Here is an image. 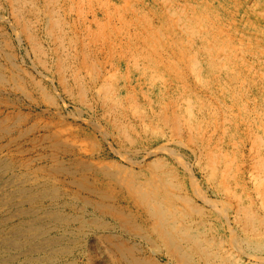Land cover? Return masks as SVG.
Wrapping results in <instances>:
<instances>
[{
    "label": "rangeland",
    "instance_id": "374dc122",
    "mask_svg": "<svg viewBox=\"0 0 264 264\" xmlns=\"http://www.w3.org/2000/svg\"><path fill=\"white\" fill-rule=\"evenodd\" d=\"M262 258L264 0H0V264Z\"/></svg>",
    "mask_w": 264,
    "mask_h": 264
},
{
    "label": "bare ground",
    "instance_id": "6f19581e",
    "mask_svg": "<svg viewBox=\"0 0 264 264\" xmlns=\"http://www.w3.org/2000/svg\"><path fill=\"white\" fill-rule=\"evenodd\" d=\"M24 1V0H23ZM26 1V0H25ZM27 3V2H26ZM110 4V3H109ZM110 7V6H109ZM131 10V9H130ZM103 11V10H102ZM107 11V10H106ZM30 12V11H29ZM107 13H109V12H107ZM106 13V14H107ZM111 13V12H110ZM106 14H105V16H106ZM129 21V20H128ZM98 24H100V23H98ZM57 25V24H56ZM59 39V38H58ZM59 44V43H58ZM60 46H61V44H59ZM62 64V63H61ZM196 64V63H195ZM63 65V64H62ZM200 81V80H199ZM188 109H189V106H188ZM188 109H187V112H188ZM250 110V109H249ZM189 113V112H188ZM190 115H191V113H190ZM220 118V117H219ZM191 127V126H190ZM221 130V129H220ZM254 139V138H253ZM253 144H255L254 142H253ZM260 148V147H259ZM257 159H259V157L257 158ZM259 161V160H258ZM259 169V168H258ZM260 171V170H259ZM259 176V175H258ZM263 181V180H262ZM261 184V183H260ZM226 187V186H225ZM228 188L227 189H230L229 188V186H227ZM224 190V189H223ZM43 191V190H42ZM226 191V190H225ZM230 191V190H229ZM7 192V191H6ZM51 192H52V190H51ZM22 193H23V191H22ZM39 193H40V191H39ZM48 193V192H47ZM59 193V192H58ZM230 193H232L231 191H230ZM12 194V193H11ZM42 194V193H41ZM43 194H45V192L43 193ZM50 195H51V193H49ZM227 194V193H226ZM4 195V194H3ZM48 195V194H47ZM46 195V196H47ZM55 195V194H54ZM5 196V195H4ZM17 197V196H16ZM48 197V196H47ZM55 197H57V196H55ZM238 197V196H237ZM15 198V197H14ZM13 198V199H14ZM38 198V197H37ZM52 198V197H51ZM76 198V197H75ZM77 199V198H76ZM4 200V199H3ZM87 200V199H86ZM7 201H9V198H8V200ZM86 202H88V201H86ZM10 203V202H9ZM89 203V202H88ZM2 204H4V203H2ZM6 204V203H5ZM15 205V204H14ZM63 205V204H62ZM8 206V205H7ZM13 206V205H12ZM92 206V205H91ZM3 207V206H2ZM5 208V207H4ZM52 211V210H51ZM81 211V210H80ZM19 212V211H18ZM20 212H22V211H20ZM36 212V211H35ZM6 213V212H5ZM57 213H58V211H57ZM82 213H85V212H82ZM48 214V213H47ZM87 214V213H86ZM28 215V214H27ZM46 215V214H45ZM53 215V214H52ZM69 215V214H68ZM60 216H62V215H60ZM83 216V215H82ZM55 217V216H54ZM57 217H59V216H57ZM56 217V218H57ZM63 217V216H62ZM61 217V218H62ZM80 217V216H79ZM56 218H54V219H56ZM64 218V217H63ZM60 219V218H59ZM59 219L57 218V221H59ZM60 220H62V219H60ZM65 220H68V219H65ZM71 220V219H70ZM85 220V219H84ZM4 221V220H3ZM56 221V220H55ZM73 221V220H72ZM89 222V221H88ZM91 222V221H90ZM97 222V221H96ZM60 223H61V221H60ZM65 223V222H64ZM69 223V222H68ZM92 223H95V222H92ZM90 224V223H89ZM82 225V224H81ZM87 225V224H86ZM14 226V225H13ZM37 226H39V225H37ZM84 226V225H83ZM83 226H82V228H83ZM97 226H99V224L97 225ZM90 227V226H89ZM26 228H28V227H26ZM86 228V227H85ZM11 229V228H10ZM30 229V228H29ZM35 229V228H34ZM78 229V228H77ZM80 229V228H79ZM89 230V229H88ZM48 231V230H47ZM19 232V231H18ZM68 233H70L69 231H67ZM15 233V232H14ZM14 233H12V234H14ZM40 233V232H39ZM47 233V232H46ZM46 233H43V234H46ZM41 234V233H40ZM40 234H39V236H40ZM71 234V233H70ZM42 235V234H41ZM64 236V235H63ZM84 236V235H83ZM15 237V236H14ZM33 237V236H32ZM44 239V238H43ZM43 239H40V240H43ZM47 239V238H46ZM48 239H50V241L48 240V242H47V245L49 244V242H51V243H54L55 244V242H57L56 241V239H52V238H48ZM69 239V238H68ZM51 240H54V242L53 241H51ZM44 241V240H43ZM46 243V242H45ZM50 243V244H51ZM9 244V243H8ZM49 244V245H50ZM51 245H53V244H51ZM50 245V246H51ZM11 247V246H10ZM14 248V247H13ZM22 248H23V246H22ZM35 248V247H34ZM41 248V247H40ZM53 248V247H52ZM51 248V249H52ZM6 249V248H5ZM31 249V248H30ZM36 249V248H35ZM7 251V250H6ZM9 251V250H8ZM61 251H63L62 249H61ZM69 251V250H68ZM71 251V250H70ZM64 252H66V251H64ZM125 252H126V250H125ZM241 253V252H240ZM51 254H53V253H51ZM56 253H54V255H55ZM70 254V253H69ZM122 254H124V253H122ZM47 256V255H46ZM60 256V255H59ZM55 257V256H54ZM54 257H53V259H54ZM31 258V257H30ZM52 258V257H51ZM51 258H49V262L51 261ZM9 259V258H8ZM15 259V258H14ZM56 259V258H55ZM254 259H256V258H254ZM258 259V258H257ZM261 259V258H260ZM11 260V259H10ZM32 260V259H31ZM262 260H263V258H262ZM264 261V260H263ZM11 262V261H10ZM9 263V262H8ZM185 264H186V262H184ZM42 264V263H41ZM54 264V263H53ZM69 264H70V262H69Z\"/></svg>",
    "mask_w": 264,
    "mask_h": 264
}]
</instances>
